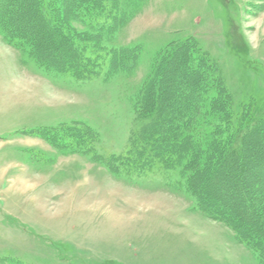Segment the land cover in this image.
Returning <instances> with one entry per match:
<instances>
[{"label": "rangeland", "instance_id": "rangeland-1", "mask_svg": "<svg viewBox=\"0 0 264 264\" xmlns=\"http://www.w3.org/2000/svg\"><path fill=\"white\" fill-rule=\"evenodd\" d=\"M114 2L129 12L127 24L87 54L137 46L127 73L110 74L107 56L85 81L47 72L0 33V264H260L196 208L181 169L155 162L126 174L107 161L125 155L139 125L135 100L170 42L192 39L215 63L232 98V131L243 111L264 118V0H141L135 11L132 0ZM212 120L199 116L190 133L202 141ZM73 123L97 135L92 151L38 134ZM230 185L214 182L215 198Z\"/></svg>", "mask_w": 264, "mask_h": 264}, {"label": "trees", "instance_id": "trees-1", "mask_svg": "<svg viewBox=\"0 0 264 264\" xmlns=\"http://www.w3.org/2000/svg\"><path fill=\"white\" fill-rule=\"evenodd\" d=\"M140 2L132 0V10ZM128 19L129 12L119 10L114 0H0V33L6 42L27 48L41 69L81 81L96 76L106 56L110 74L134 69L137 46L111 49L105 56L87 54L89 45L100 50L99 41L111 40ZM72 22L88 30L79 32ZM201 115L213 119L202 141L190 133ZM135 119L139 125L125 155L110 158L107 166L137 175L155 162L167 170L181 169L183 188L196 208L229 227L264 264V118L243 111L232 131L231 95L215 63L194 40L170 42L157 53L135 100ZM38 134L53 146L80 153L92 151L97 141L78 123ZM227 181L224 200L216 199L214 182Z\"/></svg>", "mask_w": 264, "mask_h": 264}, {"label": "bare ground", "instance_id": "bare-ground-1", "mask_svg": "<svg viewBox=\"0 0 264 264\" xmlns=\"http://www.w3.org/2000/svg\"><path fill=\"white\" fill-rule=\"evenodd\" d=\"M252 167V166H251Z\"/></svg>", "mask_w": 264, "mask_h": 264}]
</instances>
